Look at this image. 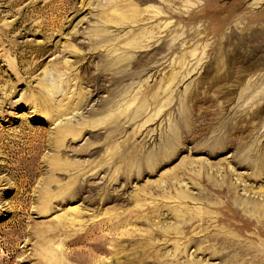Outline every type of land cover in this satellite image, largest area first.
Segmentation results:
<instances>
[{"label":"rangeland","instance_id":"obj_1","mask_svg":"<svg viewBox=\"0 0 264 264\" xmlns=\"http://www.w3.org/2000/svg\"><path fill=\"white\" fill-rule=\"evenodd\" d=\"M0 264H264V0H0Z\"/></svg>","mask_w":264,"mask_h":264},{"label":"bare ground","instance_id":"obj_2","mask_svg":"<svg viewBox=\"0 0 264 264\" xmlns=\"http://www.w3.org/2000/svg\"><path fill=\"white\" fill-rule=\"evenodd\" d=\"M58 115H60V113H58Z\"/></svg>","mask_w":264,"mask_h":264}]
</instances>
